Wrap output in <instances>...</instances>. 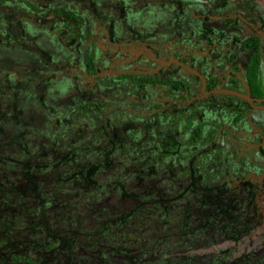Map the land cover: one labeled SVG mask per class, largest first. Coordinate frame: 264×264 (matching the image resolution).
I'll return each mask as SVG.
<instances>
[{"label": "flooded vegetation", "instance_id": "af4514ba", "mask_svg": "<svg viewBox=\"0 0 264 264\" xmlns=\"http://www.w3.org/2000/svg\"><path fill=\"white\" fill-rule=\"evenodd\" d=\"M0 163V264H264V0H0Z\"/></svg>", "mask_w": 264, "mask_h": 264}, {"label": "rangeland", "instance_id": "374dc122", "mask_svg": "<svg viewBox=\"0 0 264 264\" xmlns=\"http://www.w3.org/2000/svg\"><path fill=\"white\" fill-rule=\"evenodd\" d=\"M10 133V129L8 127H5V129L3 130V133L1 135L4 134H9ZM4 145H5V149L7 152L11 153L12 155H18L19 152L17 150L16 147L10 145V144H6L5 141L3 142V140L1 141ZM24 181V178L21 174V171L19 169V167L17 165H15L12 169L9 168H5L3 166V163H0V186L6 187L8 185L7 182H12L14 184H19L21 182ZM30 195H28V199L30 201V204L28 205L29 208H33L34 207V203L32 201L33 199V195L31 192H29ZM12 210H14V212L16 213V221L22 223V221L25 220H29L31 218V213L27 212V211H23L22 208L19 205H15L13 206ZM30 214V216H29ZM3 213L0 209V218L2 217ZM33 217V216H32ZM36 218V217H34ZM22 225H19V228H17V234L19 235H23V236H30V231L28 230L27 227H21ZM1 230V227H0ZM42 233H39L38 235L41 236Z\"/></svg>", "mask_w": 264, "mask_h": 264}, {"label": "water", "instance_id": "95a60500", "mask_svg": "<svg viewBox=\"0 0 264 264\" xmlns=\"http://www.w3.org/2000/svg\"><path fill=\"white\" fill-rule=\"evenodd\" d=\"M234 93H236V92H234ZM242 95V94H241Z\"/></svg>", "mask_w": 264, "mask_h": 264}]
</instances>
